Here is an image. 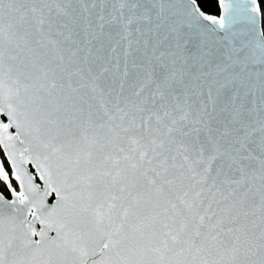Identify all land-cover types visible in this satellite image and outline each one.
<instances>
[{"label":"snow or ice","instance_id":"obj_1","mask_svg":"<svg viewBox=\"0 0 264 264\" xmlns=\"http://www.w3.org/2000/svg\"><path fill=\"white\" fill-rule=\"evenodd\" d=\"M0 264H264V0H0Z\"/></svg>","mask_w":264,"mask_h":264}]
</instances>
